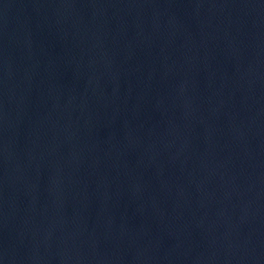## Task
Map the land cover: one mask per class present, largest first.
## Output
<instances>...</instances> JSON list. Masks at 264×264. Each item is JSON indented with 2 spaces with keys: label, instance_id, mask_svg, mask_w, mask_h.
Wrapping results in <instances>:
<instances>
[{
  "label": "water",
  "instance_id": "95a60500",
  "mask_svg": "<svg viewBox=\"0 0 264 264\" xmlns=\"http://www.w3.org/2000/svg\"><path fill=\"white\" fill-rule=\"evenodd\" d=\"M0 264H264V0H0Z\"/></svg>",
  "mask_w": 264,
  "mask_h": 264
}]
</instances>
